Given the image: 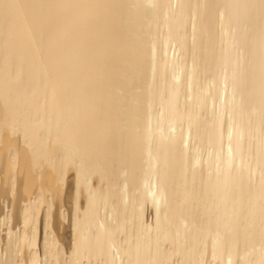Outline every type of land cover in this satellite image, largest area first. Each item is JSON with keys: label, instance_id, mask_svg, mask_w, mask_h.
<instances>
[{"label": "bare ground", "instance_id": "obj_1", "mask_svg": "<svg viewBox=\"0 0 264 264\" xmlns=\"http://www.w3.org/2000/svg\"><path fill=\"white\" fill-rule=\"evenodd\" d=\"M0 264H264V0H0Z\"/></svg>", "mask_w": 264, "mask_h": 264}, {"label": "rangeland", "instance_id": "obj_2", "mask_svg": "<svg viewBox=\"0 0 264 264\" xmlns=\"http://www.w3.org/2000/svg\"><path fill=\"white\" fill-rule=\"evenodd\" d=\"M35 176V175H34ZM36 177V176H35Z\"/></svg>", "mask_w": 264, "mask_h": 264}]
</instances>
